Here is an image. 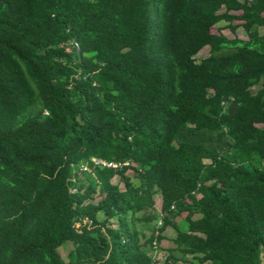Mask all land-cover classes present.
I'll return each instance as SVG.
<instances>
[{
    "label": "trees",
    "instance_id": "16d2710c",
    "mask_svg": "<svg viewBox=\"0 0 264 264\" xmlns=\"http://www.w3.org/2000/svg\"><path fill=\"white\" fill-rule=\"evenodd\" d=\"M261 28L264 0H0V264H154L168 228L174 264H264Z\"/></svg>",
    "mask_w": 264,
    "mask_h": 264
},
{
    "label": "rangeland",
    "instance_id": "374dc122",
    "mask_svg": "<svg viewBox=\"0 0 264 264\" xmlns=\"http://www.w3.org/2000/svg\"><path fill=\"white\" fill-rule=\"evenodd\" d=\"M233 14L235 15H241L242 12H233ZM243 21L242 20H235L232 22V25H236L238 28L235 32H233L230 29H225L224 27H226L228 24L225 22H222L220 24H218L217 26H215L212 29V32L215 34H219L222 33L225 36H227L229 39H234V38H239V39H243V40H247V34L244 30V28L242 27L243 25ZM260 32L262 34H264V28L260 29ZM209 55V47L204 48L202 51H200V53L197 55V59H203L205 57H207ZM205 163H210L209 160H205ZM129 175H133V170L128 171L127 172ZM119 177H116L113 182L114 183H121ZM122 184V183H121ZM121 187H124L123 184L121 185ZM156 199V208L158 210L161 209V196L158 194L157 196H155ZM186 217V214H182V216H180L177 220L179 222V226L182 230H185L187 227V223L184 220ZM112 223L115 225V222L113 220H111ZM165 236L166 239L161 243V245L159 246V248H157V253L155 254V252H152V256L154 258V264H174V260L171 259L169 257V255L171 254L170 250L173 249L175 247L173 240L176 238L177 234L176 231L172 228H168L165 231ZM73 249V245H71V243L67 242L65 244H63L58 250L60 252V254L62 255V257L67 260L68 259V254L69 252ZM176 257H180V254L177 253ZM187 262L185 261H180L179 263L176 264H193V259L191 257L187 258Z\"/></svg>",
    "mask_w": 264,
    "mask_h": 264
},
{
    "label": "built area",
    "instance_id": "2783aa9c",
    "mask_svg": "<svg viewBox=\"0 0 264 264\" xmlns=\"http://www.w3.org/2000/svg\"><path fill=\"white\" fill-rule=\"evenodd\" d=\"M73 45H74V48L77 50V51H79L80 50V48H79V45H78V43H73ZM92 161L94 162V164L95 165H100V166H103V167H107V168H114V169H121V168H123V167H126V166H134V164L133 163H130V162H126V163H114V162H112V163H107V162H105V161H103V160H99V159H96V158H93L92 159ZM87 169V167L86 166H82L81 167V170L83 171V170H86ZM128 171H131V169H129ZM127 171V172H128ZM73 193L74 192H76L77 190L76 189H72L71 190ZM161 217H163V214L161 213ZM89 223H92L91 221L89 222ZM159 224L161 225V221L159 222ZM77 225V227L80 225L79 223L78 224H76ZM157 251V246L155 245L154 246V252H155V254L157 253L156 252Z\"/></svg>",
    "mask_w": 264,
    "mask_h": 264
}]
</instances>
